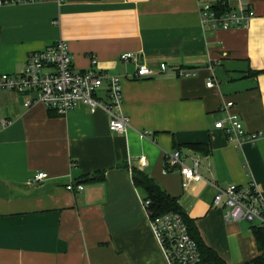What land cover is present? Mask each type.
Returning <instances> with one entry per match:
<instances>
[{
    "label": "crops",
    "instance_id": "1",
    "mask_svg": "<svg viewBox=\"0 0 264 264\" xmlns=\"http://www.w3.org/2000/svg\"><path fill=\"white\" fill-rule=\"evenodd\" d=\"M224 4L255 13L247 27L205 31L200 6ZM59 39L76 71L91 67L122 80L125 133L109 128V115L79 105L64 116L35 94L0 88V264H169L150 226L134 167L178 199L204 243L229 264L259 255L252 227L228 223L214 205L217 187L254 182L264 195V0H37L0 7V75L21 73L30 53ZM141 64L159 71L137 78ZM197 70L180 78L175 69ZM209 80L214 86L208 87ZM107 101V88L98 90ZM233 102L255 143L238 145L216 128ZM148 131L143 139L140 133ZM209 144L202 154L187 144ZM200 157L201 181L184 188L167 157ZM147 161L141 167L140 159ZM49 178L31 184L37 172ZM104 174L101 181L88 179ZM73 182L83 191H69Z\"/></svg>",
    "mask_w": 264,
    "mask_h": 264
},
{
    "label": "built area",
    "instance_id": "2",
    "mask_svg": "<svg viewBox=\"0 0 264 264\" xmlns=\"http://www.w3.org/2000/svg\"><path fill=\"white\" fill-rule=\"evenodd\" d=\"M37 0H0V7L35 2ZM201 24L205 31L212 33L217 29H232L247 27L255 13L247 8L239 12L227 9L222 3L212 4L204 2L200 6ZM124 62H134L137 66V78L153 77L160 72L170 70L166 63L159 65V71L146 64H141L134 53H124L121 56ZM97 60H91V67L85 71H76L73 67L69 45L62 39L43 51L30 53L26 67L21 73L0 75V88L5 91L35 94L36 97L28 101L25 106L31 107L39 102L58 115L64 116L79 105L88 107L91 112L103 109L109 115V128L113 132L125 133L130 127V118L124 112V93L122 80L96 68ZM180 78L194 77L197 70L181 67L175 69ZM208 87H213V80H209ZM107 88V101L101 100L98 90ZM233 102H227L223 110L226 117L216 124V128L224 131L227 139L238 145L250 142L255 143L261 138V132H248L241 118L231 112ZM148 131L140 133L145 139ZM131 172L132 166L129 163ZM141 167L147 166L144 158L140 159ZM166 172L177 170L183 178V187L193 183L213 181L205 179L200 173V157L191 158V164L186 163V157L177 150L167 157ZM49 178L47 172H37L30 180L31 184L40 183ZM69 191H83L82 184L70 182L66 186ZM150 200H144L148 212ZM214 205L225 208L226 222L247 221L255 223L264 229V195L256 183L247 185H230L226 189L218 188L214 197ZM149 214V212H148ZM150 226L154 236L162 247L169 264H199L201 253L198 243L192 238L189 229L179 213L171 212L152 219L149 214Z\"/></svg>",
    "mask_w": 264,
    "mask_h": 264
},
{
    "label": "trees",
    "instance_id": "3",
    "mask_svg": "<svg viewBox=\"0 0 264 264\" xmlns=\"http://www.w3.org/2000/svg\"><path fill=\"white\" fill-rule=\"evenodd\" d=\"M186 147L202 154H210L211 152L209 144L192 143L187 144ZM103 179L104 174H101V176L95 175L88 180L95 182ZM132 180L135 187L145 195V199L150 200L151 203L148 207V212L152 219L171 212L179 213L182 216L189 229L190 235L198 243L201 253V262L199 264H229L222 259L217 252L204 243L194 221L182 209L178 199L166 193L155 179L134 167L132 169ZM252 230L259 255L242 264H264V229L259 226H253Z\"/></svg>",
    "mask_w": 264,
    "mask_h": 264
},
{
    "label": "rangeland",
    "instance_id": "4",
    "mask_svg": "<svg viewBox=\"0 0 264 264\" xmlns=\"http://www.w3.org/2000/svg\"><path fill=\"white\" fill-rule=\"evenodd\" d=\"M243 224L246 225L247 227L256 226L255 223H249V222H245Z\"/></svg>",
    "mask_w": 264,
    "mask_h": 264
}]
</instances>
